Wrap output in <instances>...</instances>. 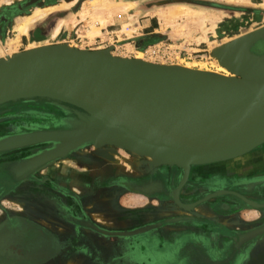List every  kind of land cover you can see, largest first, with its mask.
<instances>
[{"label": "rangeland", "instance_id": "1", "mask_svg": "<svg viewBox=\"0 0 264 264\" xmlns=\"http://www.w3.org/2000/svg\"><path fill=\"white\" fill-rule=\"evenodd\" d=\"M54 1L56 4L52 6L43 1L37 4L30 0H0V11H3L1 16L8 18L7 23H1L0 18V59L56 45L89 51L111 47L110 54L114 57L135 60L140 55L144 62L173 67L171 69H183L182 65H188L191 66L192 72L198 70L224 78L238 79V76L220 64L217 50L240 35L264 28V0ZM205 2L228 7L229 12L203 9L199 4ZM178 5H184L186 9L176 8L175 17L170 16L169 14H173L169 13L171 8ZM184 6H181V9H184ZM98 7H104L101 14L105 12L104 15L100 14L106 19L101 25L97 23L96 18L99 14L93 15L98 11ZM191 7H200L201 10ZM136 10L142 13L152 10L159 15L172 17L170 28L159 31L158 26L157 32L138 35L144 30L137 28L140 19L137 15L133 16L137 14L134 12ZM256 10L260 15L258 20L252 17ZM4 12L9 13L5 15ZM90 25L97 29V34L89 33ZM162 26L161 24V28ZM172 29L175 33L170 36ZM33 31L34 40L30 38ZM197 37H200L202 43H199ZM258 45L259 43L252 47L251 51L253 52L255 47H261ZM220 67L225 68L228 74L223 76L214 72ZM73 119L75 116L62 104H54L47 99L3 103L0 104V140L34 132L69 130L68 121ZM262 145L264 143L255 148ZM55 146L56 143H41L0 152L1 224L8 221L7 226H12L16 217L29 218L40 226V229L36 230L38 236H34L32 241L36 246L46 244L47 239L43 234L45 229L41 228H48L56 234V243L63 245V252L55 254L56 258L64 260L63 264L67 260L78 264H92L98 261H101V264H115V261L125 264L133 259L135 261L132 264H157L150 259L159 264H178L180 257L183 261L179 264H197L190 253L176 247L175 251H167L165 256L160 253L145 256L138 250L135 253H126L123 251L126 247L119 249V252H113L112 248L118 243L132 240L149 228L158 227V224L150 221L155 218L153 206L147 205V198L141 191L135 193L122 188L125 179L130 176L140 177L159 167H182L158 166L152 163L149 157L138 156L111 144L96 145L93 142L81 144L53 160L35 163L39 156L51 151ZM110 180H114L113 183L116 184L108 186L107 181ZM114 185L115 187H112ZM73 194L77 198L83 197L81 214L87 222H95L96 225L90 223L87 228H75L72 231L74 236H64L63 233L70 228L69 215L65 211H71V206L66 204L64 198ZM77 198L73 195L72 200L76 202ZM77 216L79 217L78 214ZM130 222L134 226L130 231H126L125 226ZM116 224L120 227L114 229ZM7 226L3 231L4 237L0 239V264H27V254L10 252L14 241L9 238L8 232L13 229ZM26 227L20 228L27 230ZM116 235L119 238H114ZM36 253L33 256L37 260L42 257L44 260L47 258L45 255H51L43 251ZM230 259L229 264H264V248L258 249L256 253L250 248L239 255L231 256ZM213 260L214 264L228 263H222L221 256L216 253L213 254Z\"/></svg>", "mask_w": 264, "mask_h": 264}, {"label": "water", "instance_id": "2", "mask_svg": "<svg viewBox=\"0 0 264 264\" xmlns=\"http://www.w3.org/2000/svg\"><path fill=\"white\" fill-rule=\"evenodd\" d=\"M259 42L264 44V28L217 50L220 64L238 79L170 75L165 66L114 57L111 47L89 51L56 45L1 59L0 104L47 99L75 119L68 121L69 130L1 139L0 152L56 143L36 159L41 164L87 142L134 153L132 141L166 153L159 159L182 167L184 174L190 165L239 157L264 143V60L258 62L264 48L251 51ZM149 80L157 85L147 86ZM222 83L238 93H229Z\"/></svg>", "mask_w": 264, "mask_h": 264}, {"label": "flooded vegetation", "instance_id": "3", "mask_svg": "<svg viewBox=\"0 0 264 264\" xmlns=\"http://www.w3.org/2000/svg\"><path fill=\"white\" fill-rule=\"evenodd\" d=\"M30 1L36 2L37 4L43 1L46 2V5L52 6L56 4L54 0ZM199 5L203 8L218 12H229L228 7L220 6L215 3L205 2ZM20 9L22 12V7ZM2 13L3 11H0V18L2 20L1 23H7L8 18L1 16ZM6 13L8 14L9 12H4L5 15ZM259 16L258 11H254L252 16L253 19L258 20ZM34 36L33 31L31 32L30 38L34 40ZM258 46H261V48L255 47L253 52H257L258 50L262 51V48H264V44L261 42H259ZM245 168H264V145L235 159L205 165L190 166L186 174L176 167L170 168L165 166L152 169L150 172H147L140 177H127L125 179V183L122 185V188L135 193H140L141 191L142 194H144L148 201L147 205H152L154 208L152 210L154 211L153 216L155 218L150 221L158 224V227L147 229L142 237H137L134 241L129 240L125 243L121 242L120 244L118 243L117 245L112 246L113 252H119L121 251L119 249L126 247V250L123 251H126V253H133L132 250L136 251L145 249V245L148 247H154L153 244H157V240H160L161 242H159L156 248L160 250L159 253L161 256H165L164 254L167 251H175L176 247L190 253L197 264H214V253L221 256L222 263L228 262L227 264H229L231 262V256L239 255L250 248H252L255 253L258 249L264 248V220L255 221L254 223H256L257 226L253 223L254 226L252 227L250 226L252 225L251 222L245 223L238 219V215L241 216V212L244 210L252 208L264 212V208L249 207L245 206V204L242 205L232 195L228 198H215L214 201H212L213 199L205 200L206 196L213 192V187H217L219 190L223 188L226 191L229 190L234 193L241 192L242 195L249 198L252 202H255V204L264 205V202L259 201L260 197L254 195V192L257 191L255 186H261L264 184L262 183L264 181L256 179L255 177L258 175L255 174L244 177L243 174L240 173ZM239 178L247 179V181H243L245 183H242L245 184L243 187H246L243 190L236 189L234 186L227 184L228 181H236V179ZM182 179V185L178 188ZM252 179H256V181ZM113 181H107L108 186L116 184L115 182L113 183ZM67 187L68 186H66V188ZM112 187H115V185ZM173 194H175L177 200H174V198L171 197ZM73 195L77 198L75 194ZM73 195H68L67 198H64L66 204L71 206V211H65L69 215L70 221L68 226L70 228H68L69 232L67 231L63 233L64 236H74L72 231H74L75 228L80 229L81 226L87 228L91 225L90 223H92V225H96L95 222H87L81 214V202L84 200L83 197L77 198L76 202H74L72 200ZM147 210L149 211L150 208H147ZM221 216H227L228 218H231V220L236 218V220L229 222L227 225L223 223ZM29 220L23 216H20L19 218L16 217L14 224L12 226L9 225L11 227L9 229L22 230L20 227H26L27 223H29V228L26 227L27 230L24 229L23 231L27 232V234L38 236L36 232L37 228L34 224L35 222H31L32 220ZM150 221H148V223H150ZM7 223L9 222H4V224L0 223V226H7ZM30 223L32 227L30 226ZM258 223L261 225H258ZM37 226L38 229H40L38 224ZM118 226L119 225L116 224L113 228H119L120 226ZM133 226V223L130 222V224L125 226L127 228L126 231L128 229L130 231ZM4 228L0 227V239H2L1 237H4L5 235L3 233ZM44 237L49 240L48 237ZM114 238H119V236L116 235ZM34 239H30L29 241L23 240L22 244L24 245L25 242L29 245L33 244L32 241ZM45 248L46 246L43 247V253L48 254L49 252H47ZM13 250L14 247H11L10 252L13 254H19L13 252ZM70 250L74 249L70 248ZM21 253L28 255L26 257V260H28L27 264H63L62 262H64V260L62 261L60 257L56 258L55 254H51L49 256L45 255L44 257L47 258L44 260L43 257L41 260H37V258L35 259V256H33L34 253ZM52 255H54V257ZM147 259L149 258L147 257ZM161 261L163 260L161 259ZM182 261V257H180L177 262L179 264ZM65 262H68V260ZM101 263V261H98L92 264Z\"/></svg>", "mask_w": 264, "mask_h": 264}, {"label": "crops", "instance_id": "4", "mask_svg": "<svg viewBox=\"0 0 264 264\" xmlns=\"http://www.w3.org/2000/svg\"><path fill=\"white\" fill-rule=\"evenodd\" d=\"M137 2V1H136ZM133 5V4H132ZM181 6H184V5H178V6H174V8H171L172 10H170L171 12L169 13H173V14H169L170 16H173L175 17V13H177L176 11H174L176 8H178L179 10H185L186 9V6L185 9H181L180 7ZM192 9H196V10H201L200 7H191ZM204 9V8H203ZM209 11V10H207ZM135 13L137 14H133V16L137 15L136 17H139L140 21L137 23V28L140 29V30H144L143 33L141 34H138V35H143L144 32L145 34H151V33H154V32H157L158 29L159 31H162V30H166L168 28H170V23L172 21V17H167L168 21H167V24H164L162 23L161 19H162V14L159 15L157 14L156 11H152V10H145L143 11V13L139 10H136L134 11ZM217 12V11H215ZM213 13V12H211ZM165 14V13H164ZM132 15L131 17L134 18ZM161 24L163 25L161 28ZM111 25V24H110ZM159 26V27H158ZM158 27V29H157ZM134 28V27H133ZM174 29H172L170 32H169V35L172 36ZM176 35V34H174ZM241 36V35H240ZM200 41L199 43H202V40H200V37H197ZM195 38V39H197ZM237 158V157H236ZM235 159V158H233ZM231 160V159H230ZM180 170L183 171V173H185V171L182 169V168H178ZM240 172V171H239ZM257 173V174H256ZM240 174H243V176H251V174H255V175H258L257 177H255L256 179H258L259 181H264V168H245L244 170L241 171ZM261 175V176H260ZM241 179V180H240ZM256 179H252L254 181H256ZM243 181H247V179H242V178H239V179H236V181H228L227 184L228 185H231V186H234L236 189H241L243 190L244 188L246 187H243L245 186V184H242V183H245ZM182 182H183V179L182 181L180 182L178 188L182 185ZM251 182V181H249ZM264 183V182H262ZM222 184V183H221ZM217 187H213V192L211 194H209L208 196H206L205 200H209V199H213L212 201H214L215 198H219V197H225V198H228L230 195H232L235 199H237L242 205L245 204V206H249V207H252L249 205V203H255V202H252L249 198H247L246 196L242 195L241 192H230L229 190H225V189H217ZM255 189L257 190L256 192H254V195L255 196H258L260 197L259 201L260 202H264V184H262L261 186H258L256 187L255 186ZM248 193V192H247ZM246 194V193H245ZM247 195V194H246ZM252 195V194H251ZM250 195V196H251ZM249 196V197H250ZM173 197V195L171 196ZM242 213V214H241ZM240 214L241 216L238 215V219L242 220L243 222L245 223H248V222H251L252 225L250 226H254L256 223H254L255 221H261V220H264V212H261V211H258L256 209H249V210H244L242 211ZM26 219L29 220V218L27 217H24ZM222 220H223V223L225 224H229V222L233 221V220H236V218H234L233 220H231V218H228L227 216H221ZM254 223V225H253ZM262 223V222H261ZM36 228H38L37 224L34 223ZM260 223H258L259 225ZM31 225V223H30ZM261 225V224H260ZM257 226V224L255 225ZM42 229H45V233L44 235L46 237L49 238V240H47L46 244L45 245H34V244H22V241L23 239L29 241L30 239H34V236L31 235V234H27V232L25 231H20V230H16V229H13V231H9L8 232V235H9V238L12 239V241H14V250L13 252L15 253H21V252H31V253H36L37 251H43V247L46 246V251L51 253V254H56L58 252H63V245H59L56 240L57 236L56 234H54L53 232H51L48 228H42ZM146 232V231H145ZM145 232L141 233L140 235H136L132 240L134 241L135 238L137 237H142V235L145 234ZM148 232V231H147ZM133 235V233H131ZM147 234V233H146ZM130 235V234H129ZM127 236V235H126ZM157 244H153L154 247H148L145 245V249L143 250H138V252L140 253H143L145 256H148L146 254H153V253H159L160 250L156 248V246L159 244V242H161L160 240H157ZM138 249V248H136ZM137 251V250H136ZM135 250H132L133 253L136 252ZM145 256L143 258H145ZM150 259V257H148ZM147 259V257H146ZM153 263H157L159 264V262L155 261V260H152L150 259ZM135 260H129L127 261L125 264H132V262H134ZM164 262V261H163ZM65 264H78V263H75L74 261H68V262H65ZM115 264H119L115 261Z\"/></svg>", "mask_w": 264, "mask_h": 264}, {"label": "bare ground", "instance_id": "5", "mask_svg": "<svg viewBox=\"0 0 264 264\" xmlns=\"http://www.w3.org/2000/svg\"><path fill=\"white\" fill-rule=\"evenodd\" d=\"M132 3H133V1H132ZM97 8V7H96ZM180 8H183V7H180ZM185 9V8H184ZM96 10H98V11H95L94 12V14L93 15H96V14H99V15H97L98 17H96L97 18V23H99V25H101L102 23H103V20L105 21L106 19L105 18H102L101 17V15H104V13L103 14H101L102 12H103V10H104V7L102 8V7H98V9H96ZM46 10H44V12H45ZM106 11V10H105ZM40 13V12H39ZM42 13H43V10H42ZM96 13V14H95ZM165 13V12H164ZM101 14V15H100ZM163 15V14H162ZM161 15V16H162ZM106 16V15H105ZM168 18H167V16H166V14H165V16H162V19H161V21H162V23H163V25L164 24H166L167 23V21L169 20H167ZM93 23H95L96 24V22H93ZM94 24V25H95ZM91 26V28H89V29H91L90 30V34H92V35H94V34H97L98 33V31H97V29H94V27L92 28V25H90ZM246 34H248V33H245V34H243V35H241V36H244V35H246ZM241 36H238L237 38H239V37H241ZM237 38H235V39H237ZM261 48V47H260ZM18 54H20V53H18ZM1 60V59H0ZM5 60V59H4ZM132 60H134V59H132ZM136 61H142V59H141V57H140V55L139 56H137L136 57V59H135ZM260 60H264V59H259V61L258 62H260ZM142 62H144V61H142ZM178 66V65H177ZM181 65H179L178 67H180ZM166 68H167V66H165ZM171 68H173V67H171ZM171 68H168L167 69V71H168V73L170 74V75H175V74H181V75H187V76H190V77H193V75H195V73H193L192 71V68H191V66H188V65H182L181 66V68H183V69H179V68H176V69H171ZM251 68H253V67H251ZM259 68H261V67H259ZM253 69H255V67L253 68ZM194 72H199L198 70L197 71H194ZM215 73H220V74H223V76L224 75H227L228 74V71L225 69V68H223V67H220V68H218L216 71H214ZM256 72H257V70H256ZM200 73H204V74H209V73H205V72H200ZM212 74V73H211ZM212 75H215V74H212ZM216 76H218L217 74H216ZM194 77H198V76H194ZM222 77V76H221ZM175 78L177 79V76H175ZM226 78V77H225ZM231 78H233V77H231ZM153 83V84H152ZM219 83H221V82H219ZM147 84H149V85H147V86H152V85H157V84H155V82H153V81H148L147 82ZM223 85H225V86H223V87H226V89L227 90H229V93H231V94H234V93H238V90L236 89L237 87H233L232 85H229V84H227V83H222ZM246 89L244 88L243 89V91H245ZM258 90V89H257ZM255 96V95H254ZM253 96V97H254ZM252 97V98H253ZM252 98L250 99V101L252 100ZM92 124V123H91ZM95 126H98V124H94ZM129 142H131V144L134 146V149L136 150H133L134 151V153L135 154H137L138 156H141V157H149L150 159H151V162L152 163H154L155 165H168V164H165V163H168V162H163L162 160H160L161 158H163V157H161L162 156V154H166V153H163V152H160L159 151V153H162L161 155L160 154H158V150H153V149H151V148H149V147H147V146H144V145H141V144H138V143H136V142H132V141H129ZM244 150V149H243ZM137 157V156H136ZM170 157V156H169ZM160 158V159H159ZM164 160V159H163ZM173 164H169V166H172ZM193 213V212H192Z\"/></svg>", "mask_w": 264, "mask_h": 264}]
</instances>
